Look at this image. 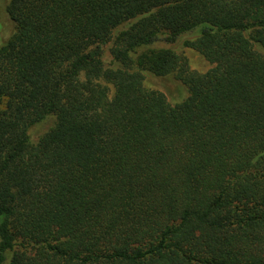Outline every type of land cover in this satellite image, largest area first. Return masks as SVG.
Here are the masks:
<instances>
[{"label": "trees", "instance_id": "1", "mask_svg": "<svg viewBox=\"0 0 264 264\" xmlns=\"http://www.w3.org/2000/svg\"><path fill=\"white\" fill-rule=\"evenodd\" d=\"M6 13L0 264H264V0H9ZM192 32L204 73L150 48ZM144 73L188 96L171 105Z\"/></svg>", "mask_w": 264, "mask_h": 264}, {"label": "rangeland", "instance_id": "2", "mask_svg": "<svg viewBox=\"0 0 264 264\" xmlns=\"http://www.w3.org/2000/svg\"><path fill=\"white\" fill-rule=\"evenodd\" d=\"M8 2L9 0H0V46L5 44L6 41L15 32L14 24L6 13V6ZM126 27L127 24H122L117 27L114 33H118ZM194 35L195 34L193 32L185 34L173 44L166 43L163 39H160L154 44L150 45V48L157 49L160 47H168L178 54L183 55L187 59L189 68L191 70L198 73H204L209 68H211V64H209L200 54L183 45L185 40L194 38ZM110 45L111 42L103 46L102 61L105 67L114 66V63L108 51ZM257 51L261 54H264L263 50L260 48H257ZM143 86L146 89L156 90L163 93L168 103H170L171 105L180 103L188 96L187 88L178 80H176L173 75L158 77L150 73H144ZM3 106L4 102H1L0 109H2ZM55 121L56 119L54 115H48L40 122L29 127V129L27 130V134L30 143L36 144L37 141L54 126Z\"/></svg>", "mask_w": 264, "mask_h": 264}]
</instances>
